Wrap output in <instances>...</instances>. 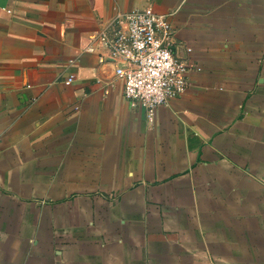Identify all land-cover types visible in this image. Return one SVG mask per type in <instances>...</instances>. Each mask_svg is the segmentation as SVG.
<instances>
[{"label":"crops","instance_id":"0c3cea01","mask_svg":"<svg viewBox=\"0 0 264 264\" xmlns=\"http://www.w3.org/2000/svg\"><path fill=\"white\" fill-rule=\"evenodd\" d=\"M148 6L200 68L153 123L85 52ZM0 264H264V0H0Z\"/></svg>","mask_w":264,"mask_h":264},{"label":"built area","instance_id":"2783aa9c","mask_svg":"<svg viewBox=\"0 0 264 264\" xmlns=\"http://www.w3.org/2000/svg\"><path fill=\"white\" fill-rule=\"evenodd\" d=\"M173 15L152 6L120 14L85 51L97 55L101 66H113L108 85L121 82L125 99L145 110L152 123L161 106L186 93L191 73L200 69L177 53ZM67 81L73 82L74 76Z\"/></svg>","mask_w":264,"mask_h":264}]
</instances>
